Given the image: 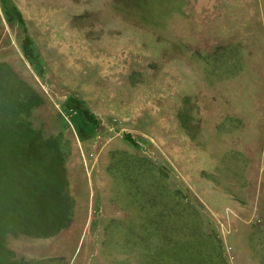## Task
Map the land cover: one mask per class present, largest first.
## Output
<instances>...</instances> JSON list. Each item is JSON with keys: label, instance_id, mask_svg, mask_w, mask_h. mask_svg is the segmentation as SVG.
Returning a JSON list of instances; mask_svg holds the SVG:
<instances>
[{"label": "rangeland", "instance_id": "1", "mask_svg": "<svg viewBox=\"0 0 264 264\" xmlns=\"http://www.w3.org/2000/svg\"><path fill=\"white\" fill-rule=\"evenodd\" d=\"M0 264H264V0H0Z\"/></svg>", "mask_w": 264, "mask_h": 264}]
</instances>
